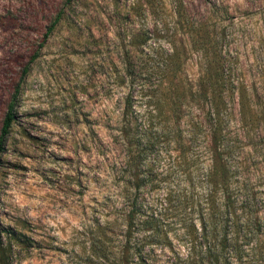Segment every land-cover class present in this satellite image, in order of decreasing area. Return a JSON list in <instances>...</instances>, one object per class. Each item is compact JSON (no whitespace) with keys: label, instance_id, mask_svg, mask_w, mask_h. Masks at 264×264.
<instances>
[{"label":"rangeland","instance_id":"obj_1","mask_svg":"<svg viewBox=\"0 0 264 264\" xmlns=\"http://www.w3.org/2000/svg\"><path fill=\"white\" fill-rule=\"evenodd\" d=\"M65 3L0 0V129L22 69L37 55L0 152V264H110L127 212L124 186L135 173L145 180L144 214L156 216L169 239L151 248L162 260L184 254L189 234L201 230L211 165L187 132L204 112L190 97L205 55L199 26L229 55L234 82L264 99V0H71L44 40ZM171 54L181 63L175 73L163 70ZM131 57L142 61L136 82L143 94L157 96L175 78L180 96L176 110L164 105L155 118L162 137L141 140L150 142L144 153L123 122L131 87L123 60ZM231 130L240 142L237 180L255 193L259 221L256 243L246 248L259 244L239 264H264V119ZM99 240L108 260L92 247Z\"/></svg>","mask_w":264,"mask_h":264},{"label":"trees","instance_id":"obj_2","mask_svg":"<svg viewBox=\"0 0 264 264\" xmlns=\"http://www.w3.org/2000/svg\"><path fill=\"white\" fill-rule=\"evenodd\" d=\"M70 3L71 0H66L64 7L47 28L44 40L63 20ZM199 30L202 31L200 48L205 53L203 70L198 78V89L194 92L190 90V97L198 99L204 112L203 120L199 124L191 125L187 132L189 142L196 143L201 154L206 155L211 161L210 171L204 178L208 185L204 200L207 208L200 209V233L194 231L193 234H189L191 247L187 248L184 254L173 251L172 258L162 260V255L156 254L151 247L165 245L164 242L169 243V239L156 216L147 217L144 214L146 210H143L140 194L145 189V180L139 173L131 174L124 186L123 198H126L128 204L127 212L124 214L122 238L118 246H115L118 250L117 255L110 250L108 252V256L111 257L110 264H239L242 256L249 252V249L251 252L255 250L259 244L258 242L254 248H246L256 243L259 221L252 218L255 193L245 182L237 180L234 159L236 151L240 149V142L237 132H232L231 128L234 124L247 125L249 122L264 119V99L259 96L256 88L250 92L243 84L234 82L229 55L219 42L211 43L204 24L199 26ZM36 57V54L32 56L22 69L20 79L7 105L0 129V152L16 119L15 107L22 83ZM176 58L173 54L169 55L164 62L163 70H170L173 73L179 71L181 63ZM123 65L124 80L127 82L129 79L131 83L123 107L125 134L135 140L141 153H144L150 142L142 144L141 140L146 136L162 137L163 132L158 133L155 128V118L162 115L164 105H171V109L176 110L173 106L179 105L177 101L180 96H176L175 89L178 88L173 81L175 78H172L163 84L162 93L147 97L142 92L144 86H139L136 82L138 80L136 77L141 75L142 71L141 58H125ZM260 78L264 96V75H260ZM137 95L145 109L142 115L135 112ZM8 235L16 240L15 234ZM105 243L106 241L99 240L92 247L103 259L108 260V248L104 246ZM5 250L4 243L0 241V252Z\"/></svg>","mask_w":264,"mask_h":264}]
</instances>
